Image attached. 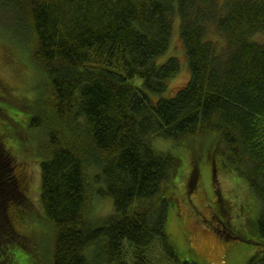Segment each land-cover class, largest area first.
Instances as JSON below:
<instances>
[{
    "label": "trees",
    "instance_id": "16d2710c",
    "mask_svg": "<svg viewBox=\"0 0 264 264\" xmlns=\"http://www.w3.org/2000/svg\"><path fill=\"white\" fill-rule=\"evenodd\" d=\"M0 13L21 30L11 32L40 86L16 121L0 100V264H39L20 233L36 192L50 264H152L158 248L177 261L166 222L182 162L156 143L188 148L197 136L217 144L211 172L218 159L259 205L248 235L221 237L253 245L264 264V0H0ZM175 27L189 78L168 95L182 71L169 54ZM10 89L0 78V95ZM26 143L38 191L15 152ZM187 173L194 190L197 168ZM103 197L113 210L98 224ZM221 203L215 218L227 222Z\"/></svg>",
    "mask_w": 264,
    "mask_h": 264
},
{
    "label": "rangeland",
    "instance_id": "374dc122",
    "mask_svg": "<svg viewBox=\"0 0 264 264\" xmlns=\"http://www.w3.org/2000/svg\"><path fill=\"white\" fill-rule=\"evenodd\" d=\"M5 15L7 16L8 14ZM7 18L10 20L9 16ZM11 23L0 13V34L3 31H8L12 39L11 41L6 32V38H0V78L3 83H8L11 88L9 91L4 90V96L0 95V100L12 105L8 106L12 111H18L15 113V118H13L16 121L17 118H21L24 112H31L40 86H38L39 83L33 84L36 74H33L32 70H30L28 53L19 46V35L14 38L11 32L21 30L14 28ZM176 24L177 21L174 25L176 26ZM169 54L177 55L182 61H180V70L182 71L168 83L167 94L172 95L189 78L183 48L176 27L171 37ZM31 84L33 87H31ZM163 96L167 95L163 94ZM6 111L11 112L9 109H6ZM9 123L14 131L17 128L16 126H18L17 129L23 132L24 141H26V136L30 134L13 121ZM210 140L211 142H209ZM212 140V138L197 136L187 142L186 146L188 148L177 145L171 146L167 141L156 143L161 151L171 150L172 154H178L177 156L182 162L180 172L183 177L177 179L176 197L174 198V203L168 209L166 222V231L179 254V259L177 261H169L158 251V248L153 253L154 262L152 264H186L183 261L184 257V260L188 261L189 259L188 262L190 264H195L191 262V258L198 264L258 263V255L256 254L258 249L256 247L245 240L236 241L234 238L225 239L221 237L224 235V227L231 232L226 234L233 235L232 237L238 234L248 235L254 226V218L257 216L259 205L247 190L246 184L238 177L232 176L228 171L224 170L218 159L216 160V165L213 166V172H211V168L208 165L206 166V161L211 163L209 157L210 148L217 146ZM19 146L16 147L18 149L15 152L20 159H24L28 163V169L31 170L32 176L29 188H34L38 191L39 166L36 149L27 143L21 147ZM196 151L201 155H197ZM196 157L202 159L201 164L196 165ZM191 168H197L195 186L193 185L194 190L188 181L187 170L189 171ZM37 193H32L24 202L28 213V222L26 227H22L20 229L21 232L19 231L24 234V236H21V245L34 253V255L30 254L32 257L36 256L39 264H50L48 254L51 252V248L48 251H44V245L47 243L45 238L47 228L45 225H42L41 228L39 227L44 220L41 217V207L38 203ZM219 198L223 201L219 209L225 206L229 208L228 213L224 217L227 222H219L215 218L214 209L216 205L214 201ZM223 208L221 210L226 207ZM112 210L110 198H97L93 210L94 221L98 224L103 222V219Z\"/></svg>",
    "mask_w": 264,
    "mask_h": 264
}]
</instances>
